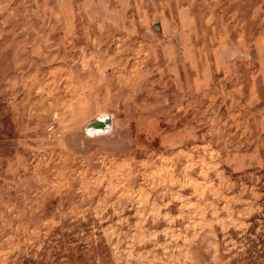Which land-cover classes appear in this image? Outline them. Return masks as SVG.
Instances as JSON below:
<instances>
[{"label": "rangeland", "instance_id": "374dc122", "mask_svg": "<svg viewBox=\"0 0 264 264\" xmlns=\"http://www.w3.org/2000/svg\"><path fill=\"white\" fill-rule=\"evenodd\" d=\"M0 264H264V0H0Z\"/></svg>", "mask_w": 264, "mask_h": 264}, {"label": "water", "instance_id": "95a60500", "mask_svg": "<svg viewBox=\"0 0 264 264\" xmlns=\"http://www.w3.org/2000/svg\"><path fill=\"white\" fill-rule=\"evenodd\" d=\"M155 28L160 30V28H161L160 24L155 25ZM101 119H103V121H101ZM106 126L107 127L112 126V118L108 115H105L101 118H98L97 120H95L93 122H90L87 126V131L91 135L105 134L111 130V129L108 130V128L104 129ZM89 130L96 131V132L91 133Z\"/></svg>", "mask_w": 264, "mask_h": 264}, {"label": "bare ground", "instance_id": "6f19581e", "mask_svg": "<svg viewBox=\"0 0 264 264\" xmlns=\"http://www.w3.org/2000/svg\"><path fill=\"white\" fill-rule=\"evenodd\" d=\"M101 121H103V119H101ZM112 125H113V122H112ZM111 127H112V126H109V127L106 126L104 129L108 128V130H110V129H112ZM89 131H90L91 133L96 132V131H91V130H89ZM95 135H98V134H95Z\"/></svg>", "mask_w": 264, "mask_h": 264}, {"label": "built area", "instance_id": "2783aa9c", "mask_svg": "<svg viewBox=\"0 0 264 264\" xmlns=\"http://www.w3.org/2000/svg\"><path fill=\"white\" fill-rule=\"evenodd\" d=\"M52 129V128H51Z\"/></svg>", "mask_w": 264, "mask_h": 264}]
</instances>
